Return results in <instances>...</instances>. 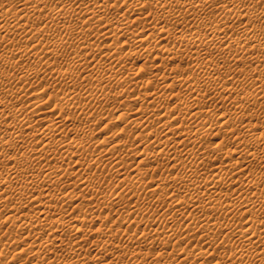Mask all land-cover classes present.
Returning a JSON list of instances; mask_svg holds the SVG:
<instances>
[{
	"label": "bare ground",
	"instance_id": "6f19581e",
	"mask_svg": "<svg viewBox=\"0 0 264 264\" xmlns=\"http://www.w3.org/2000/svg\"><path fill=\"white\" fill-rule=\"evenodd\" d=\"M0 264H264V2L0 0Z\"/></svg>",
	"mask_w": 264,
	"mask_h": 264
},
{
	"label": "rangeland",
	"instance_id": "374dc122",
	"mask_svg": "<svg viewBox=\"0 0 264 264\" xmlns=\"http://www.w3.org/2000/svg\"><path fill=\"white\" fill-rule=\"evenodd\" d=\"M212 13L215 15V17H216V13H217V17L220 16V15H218V11H217V10L213 11ZM210 15H211V17L214 16V15L212 16V14H210ZM208 16H209V15H208ZM209 17H210V16H209ZM215 17H213V18H211V19H214ZM244 21H245V20H244ZM99 27H100V26H99ZM99 27L97 26L96 28L99 29ZM95 38H97V37L94 36L92 39L94 40ZM20 43L23 44V42H20ZM24 44H26V43H24ZM106 49H107V50H106ZM104 50L108 51V48L105 47ZM136 61H137V62H136ZM138 61H139V62H138ZM141 62H142L141 60H135V65H133V67H132V68L135 69V70H133V71H135V72L138 71V69L136 68V65L141 64ZM66 63H67V62H66ZM137 63H138V64H137ZM60 64H61V65H60ZM60 64H58V66H59V65H60L61 67H62V66H63V67L66 66L65 63H60ZM149 64H150V65H149ZM149 64H148V66L146 67V69H149V71L147 72V70L145 69V73H146V72L149 73V72L151 71V69H152V68H150V67H151V63H149ZM33 65H34V64H31L30 67H32ZM247 65H250V64L247 63ZM34 66H35V65H34ZM34 66H33V67H34ZM58 66H57V67H58ZM60 66H59V68H61ZM134 66H135V67H134ZM182 66H183V64H182ZM35 67H36V66H35ZM148 67H149V68H148ZM184 67H185V66H184ZM37 68H38V67H37ZM145 73L143 72L142 74H145ZM147 73H146V74H147ZM46 84H47V85H46ZM44 85H45V86H48V83H44ZM123 125H124V124H123L122 122H113V124H111V125L109 126L111 129L109 128L108 131L111 132V131L114 130L115 128L117 129V128L123 126ZM99 128H100V127H99ZM99 128H97V129L94 131V133H93L94 137H97L98 134H97L96 132L98 131ZM101 128H102V126H101ZM105 131H106V134L109 133V132L107 131V129H105ZM105 131H104V132H105ZM97 140H98V139H97ZM97 140H96V138L92 140V146H93V147H94L93 144L97 143ZM216 140H217V139H216ZM216 140H215V141H216ZM218 140H219V139H218ZM230 144H231V143H230ZM230 144H226V146H227V145L229 146ZM131 164H133V162H132ZM70 171H71V172L73 171V172H74L73 174L75 175L77 170L71 168ZM129 171H130V170H129ZM71 175H72V174H71ZM74 175H73V176H70V177H71V178H70V181H71V182H73L72 180L75 179ZM152 175H153V174H152ZM75 176H76V175H75ZM150 176H151V175H150ZM153 176H154V178H155V175H153ZM115 180H116V179H115ZM109 191H111V189L108 190V193H109ZM111 193H112V191L110 192V194H111ZM182 195H183V194H182ZM32 204H33V203H32ZM32 204H30V205L28 206L29 209L26 208V210H28V211H26V212H29V213H31V214L34 213L33 210H34V211L36 210V209L33 207ZM31 205H32V207H30ZM165 207H166V206H165ZM30 210H31V211H30ZM34 214H36V213H34ZM36 215H37V214H36ZM112 218H114V216H113ZM106 222H107V221H106ZM106 222H105V223H106ZM98 223H101V222L99 221ZM94 225H95V224H91V226H90V224H89L88 229H92ZM175 227H176V226H175ZM177 227H178V225H177ZM177 227H176V228H177ZM129 229L131 230V227H130Z\"/></svg>",
	"mask_w": 264,
	"mask_h": 264
},
{
	"label": "snow or ice",
	"instance_id": "6c2138e0",
	"mask_svg": "<svg viewBox=\"0 0 264 264\" xmlns=\"http://www.w3.org/2000/svg\"><path fill=\"white\" fill-rule=\"evenodd\" d=\"M261 2H264V0H257V3H261Z\"/></svg>",
	"mask_w": 264,
	"mask_h": 264
}]
</instances>
